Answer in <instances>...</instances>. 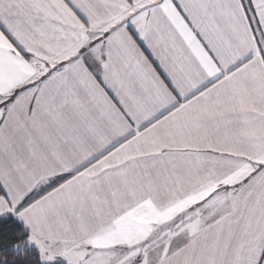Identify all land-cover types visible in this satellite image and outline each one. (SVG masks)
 I'll use <instances>...</instances> for the list:
<instances>
[{
  "label": "snow or ice",
  "instance_id": "1",
  "mask_svg": "<svg viewBox=\"0 0 264 264\" xmlns=\"http://www.w3.org/2000/svg\"><path fill=\"white\" fill-rule=\"evenodd\" d=\"M0 264H264V0H0Z\"/></svg>",
  "mask_w": 264,
  "mask_h": 264
}]
</instances>
